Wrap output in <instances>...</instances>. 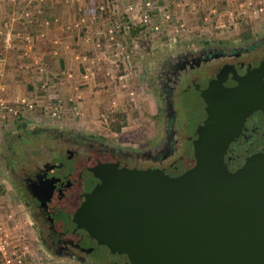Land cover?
I'll use <instances>...</instances> for the list:
<instances>
[{"label":"flooded vegetation","instance_id":"af4514ba","mask_svg":"<svg viewBox=\"0 0 264 264\" xmlns=\"http://www.w3.org/2000/svg\"><path fill=\"white\" fill-rule=\"evenodd\" d=\"M264 59V22L257 30L227 37H199L173 45L147 72L151 119L139 137L121 140L75 127L26 124L6 134L0 169L26 217L35 245L52 260L69 264H130L110 252L74 221L81 198L105 165L158 169L175 176L194 163L196 129L206 117L202 97L218 98ZM225 148L229 171L264 145V113L252 110Z\"/></svg>","mask_w":264,"mask_h":264},{"label":"rangeland","instance_id":"374dc122","mask_svg":"<svg viewBox=\"0 0 264 264\" xmlns=\"http://www.w3.org/2000/svg\"><path fill=\"white\" fill-rule=\"evenodd\" d=\"M98 1L0 0L22 6L33 3L37 14L45 3H75L73 10L69 9L72 21L66 22L68 40L60 41L65 37L58 39L52 34L54 41L61 44L51 47L53 58L39 61L37 55L27 57L32 71L23 81L32 84L31 89L22 86L13 89L12 98L4 96L0 105V146L6 134L13 131L18 115L28 125L75 127L121 140L139 137L154 110L146 76L157 55L199 37H230L240 32V24L257 30L264 22V0ZM138 23L144 28L131 36V27ZM5 31L11 34L10 27ZM29 39L21 40L22 50L28 45L33 49L34 40ZM12 48L11 39L9 49L3 41V50ZM67 51L73 52L72 59L59 65L55 59ZM57 100L58 116H51L52 103ZM113 120L120 125L118 132L109 128ZM0 230L8 235L21 264H69L52 260L35 245L26 217L5 184L1 169ZM0 263L3 264L1 258Z\"/></svg>","mask_w":264,"mask_h":264},{"label":"water","instance_id":"95a60500","mask_svg":"<svg viewBox=\"0 0 264 264\" xmlns=\"http://www.w3.org/2000/svg\"><path fill=\"white\" fill-rule=\"evenodd\" d=\"M218 98L202 97L193 165L175 176L105 165L76 225L130 264H264V145L229 171L225 148L252 110L264 113V59Z\"/></svg>","mask_w":264,"mask_h":264},{"label":"crops","instance_id":"0c3cea01","mask_svg":"<svg viewBox=\"0 0 264 264\" xmlns=\"http://www.w3.org/2000/svg\"><path fill=\"white\" fill-rule=\"evenodd\" d=\"M74 4L60 3L53 5L52 3H45V5H42L39 14H37L34 12L36 5H32V3L28 6H22L18 3H0V105L4 102L5 95L12 98L15 93L13 89L18 90L22 86L28 88L23 81V78L25 76L28 78V73L32 71L31 62L27 59L28 56L37 55L39 61L41 58L49 61L53 58L50 55L51 47L54 44L59 47L61 45L60 42L54 41L52 34H56L58 39L59 36L61 38L65 37L60 41L68 40L70 33L67 29L69 24L67 25L66 22L72 21L69 9L73 10ZM55 24L58 26L54 27ZM8 27L11 31L13 48L3 50V34L5 28ZM26 37L34 40L32 50L29 49L31 45H28L26 50L21 49V40ZM72 53L71 51L61 53L55 61L58 60L59 65H63L72 59ZM7 109L9 110L10 107H7Z\"/></svg>","mask_w":264,"mask_h":264},{"label":"built area","instance_id":"2783aa9c","mask_svg":"<svg viewBox=\"0 0 264 264\" xmlns=\"http://www.w3.org/2000/svg\"><path fill=\"white\" fill-rule=\"evenodd\" d=\"M32 5H34L32 3ZM11 34L9 31H5L3 34V41L6 49L10 48V39H11ZM29 42V38H25ZM50 108V107H49ZM60 109V101H54L52 103L51 107V116H58L55 115L56 110ZM0 258L3 264H21V257L20 255L16 254V251L12 250L10 246V241L8 239V235L5 232H2L0 230Z\"/></svg>","mask_w":264,"mask_h":264},{"label":"trees","instance_id":"16d2710c","mask_svg":"<svg viewBox=\"0 0 264 264\" xmlns=\"http://www.w3.org/2000/svg\"><path fill=\"white\" fill-rule=\"evenodd\" d=\"M95 3H98L99 1L98 0H94ZM97 7L95 9V11H97ZM241 25V29H240V32H251V29H249V26L248 25H245V24H240ZM143 24L142 23H138V24H135L134 26L131 27L130 31H129V34L131 36H135V34L143 29ZM27 82V87L29 89H31V86L32 84H30L28 81ZM26 125V121L24 120V118L21 116V115H18V117H16V119L14 120V128H23L24 126ZM109 128L110 130L114 131V132H118L120 130V125L118 123V121L116 120H113V121H109ZM1 264V263H0Z\"/></svg>","mask_w":264,"mask_h":264}]
</instances>
